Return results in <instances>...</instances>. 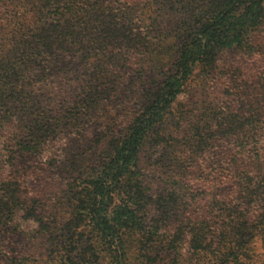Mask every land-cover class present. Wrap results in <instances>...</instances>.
<instances>
[{
    "label": "trees",
    "instance_id": "trees-1",
    "mask_svg": "<svg viewBox=\"0 0 264 264\" xmlns=\"http://www.w3.org/2000/svg\"><path fill=\"white\" fill-rule=\"evenodd\" d=\"M132 1L0 0L14 8L16 22L5 18L8 28L0 22V146L8 149L5 160L0 155V224L18 227L16 214L37 217L43 204L21 195L16 159L42 157L66 130L80 128L87 109H100L112 97L110 80H100L108 67L92 61L89 68L90 59L137 62L152 49L157 64L165 51L169 60L143 83L139 110L102 144L75 186L63 251L50 264H97L101 253L110 264H127L131 232L154 235L145 243L151 251L160 245L177 253L189 245L214 253L219 264H251L252 242L259 238L264 245V68L248 75L237 65L221 67L220 60L232 50L258 59L253 39L264 23V0ZM165 41L173 43L157 51ZM63 57L78 58L82 67L59 68ZM197 74L202 82L223 79L226 99L220 109H197L176 143L155 132L152 155L166 143L167 160L164 170L152 171L162 177L150 187L149 208L141 179L147 138L166 123ZM48 80L50 92L36 91ZM196 189L205 194L203 205ZM43 220L40 233H49ZM87 231L93 237L82 248Z\"/></svg>",
    "mask_w": 264,
    "mask_h": 264
},
{
    "label": "rangeland",
    "instance_id": "rangeland-1",
    "mask_svg": "<svg viewBox=\"0 0 264 264\" xmlns=\"http://www.w3.org/2000/svg\"><path fill=\"white\" fill-rule=\"evenodd\" d=\"M130 3L134 4L132 0ZM14 11V8L0 3V22L4 21L7 28L9 25L5 18H11L12 25L16 23L13 20V14H11L15 13ZM18 20L20 19L18 18ZM253 43L258 50L252 56L258 57L257 60L244 58L242 50H232L221 56L220 66L237 65L248 75L262 70L264 68V23L256 33ZM171 44H167L165 41L162 44L163 47L161 45L157 47V51H164L163 49L166 50ZM151 51L152 49L143 56L141 55V60H137V62L131 60L130 63H125L127 61L124 59L109 61L105 57L91 58L88 63L89 68L94 65L91 63L92 61L97 65L108 67V71H105V78L100 80L103 82L110 80L107 86L111 87L112 97L105 101L100 109H87L90 115L82 119L79 124L80 128L77 127L79 129H74V131L66 130L60 138L53 140V146L43 151L42 157L33 158L31 161H26L21 157L16 159V165L21 171V195L41 199L43 204L35 212L37 217L29 216L32 211L16 214L15 221L17 220L18 227L9 220L0 224V261L2 264H50L58 256V251H63L65 229L73 217V206L69 200L76 189L75 186L81 183L80 179L86 177L89 168L94 165L97 152L102 144L108 142L111 135L117 134L119 130L127 127L133 114L139 110L135 108L140 95H142L143 83L152 81L151 76L157 72L156 65L162 63L161 60L164 63L169 60L167 52L164 51L160 53L159 62L154 64L152 61L154 56L150 53ZM240 60L243 61L240 63ZM57 64L59 68H64L67 65L73 70L82 67L78 58L63 57ZM168 68V65L164 66L165 70ZM198 74L200 75V72ZM198 74L188 83L186 90L177 96L170 110L171 116L166 123L156 126V130H153L154 133L158 130V133L165 132L167 134L165 140L170 145L176 143V138H180L188 132L192 124L190 117L196 113L197 109H220L226 99L223 79L202 82ZM34 87L36 91L38 88L47 92L52 90L50 80L38 83ZM154 133H151L147 138L141 155L142 173H144V177L141 179L148 187L149 208L151 203L150 187L155 189L157 181L162 177L158 171H152L154 169L164 170L166 166H163L162 163L167 160L164 158L167 155L163 147L168 145L166 143H162L163 146L158 148L155 155H152L154 143L158 140V133ZM7 152L8 149L5 146L4 148L0 146V155H5ZM6 158L5 155L4 160ZM5 171V176H8L9 172ZM197 190L195 193L199 194L198 200L203 205L205 201L202 202L201 199L205 194H202V189ZM188 202L190 203V201ZM39 218L50 224L51 231L49 233H40ZM91 235L87 231L80 239L82 248L88 245L90 238L93 237ZM151 239L156 238L154 235L142 236L136 232L126 234L127 264H219L214 253L195 252L189 248V245L177 253L171 250L167 251L160 245L155 251L148 250L145 243ZM252 247L250 263L264 264L262 241L256 238L252 242ZM96 263L110 264L105 253L100 254Z\"/></svg>",
    "mask_w": 264,
    "mask_h": 264
}]
</instances>
